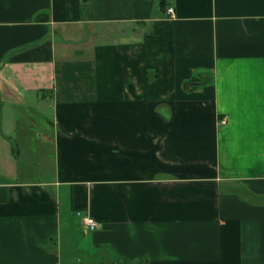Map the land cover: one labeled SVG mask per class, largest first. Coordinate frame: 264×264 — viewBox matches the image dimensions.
<instances>
[{"label":"crops","instance_id":"obj_1","mask_svg":"<svg viewBox=\"0 0 264 264\" xmlns=\"http://www.w3.org/2000/svg\"><path fill=\"white\" fill-rule=\"evenodd\" d=\"M0 264H264V0H0Z\"/></svg>","mask_w":264,"mask_h":264},{"label":"rangeland","instance_id":"obj_2","mask_svg":"<svg viewBox=\"0 0 264 264\" xmlns=\"http://www.w3.org/2000/svg\"><path fill=\"white\" fill-rule=\"evenodd\" d=\"M41 104H39V106L37 107V109L36 110H34V111H39V113L38 114H35L34 116H33V118L39 123V124H41L42 122H43V120H42V117L41 116H43V117H45V116H49V114H50V112H49V105L46 103L45 104V106H40ZM22 118H25L24 116L22 117ZM47 122V121H46ZM78 234H79V232H78ZM77 243H78V245H79V249L80 250H78L77 251V259H80V260H84V258H85V255H83V253L81 252V249H84V247H86V243H85V239H83V236H81V233H80V235H79V240H77Z\"/></svg>","mask_w":264,"mask_h":264},{"label":"built area","instance_id":"obj_3","mask_svg":"<svg viewBox=\"0 0 264 264\" xmlns=\"http://www.w3.org/2000/svg\"><path fill=\"white\" fill-rule=\"evenodd\" d=\"M167 12H168L169 15L175 16V7L170 5L167 8ZM84 220H85V223H86L88 228H90L92 230L97 228L98 224H97L96 220L93 217L86 216Z\"/></svg>","mask_w":264,"mask_h":264},{"label":"trees","instance_id":"obj_4","mask_svg":"<svg viewBox=\"0 0 264 264\" xmlns=\"http://www.w3.org/2000/svg\"><path fill=\"white\" fill-rule=\"evenodd\" d=\"M141 262V261H140Z\"/></svg>","mask_w":264,"mask_h":264}]
</instances>
